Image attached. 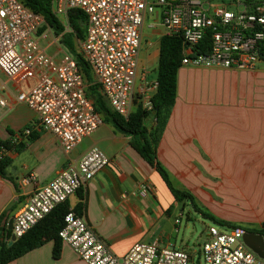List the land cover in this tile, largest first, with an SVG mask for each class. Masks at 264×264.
<instances>
[{
  "label": "built area",
  "instance_id": "obj_1",
  "mask_svg": "<svg viewBox=\"0 0 264 264\" xmlns=\"http://www.w3.org/2000/svg\"><path fill=\"white\" fill-rule=\"evenodd\" d=\"M61 20L73 10L86 16L87 33L79 51L88 61L94 81L114 112L128 119L136 97L142 28L146 15L160 12L168 35L184 40L183 66L253 71L264 62V0H50ZM234 8V9H232ZM65 26V25H64ZM46 27V28H45ZM70 31L69 25L65 26ZM45 28L42 32L41 29ZM54 35L49 45H61L42 15L20 0H0V72L17 82H32L17 95L37 115L32 127L55 135L65 152H71L93 134L103 118L87 96V82L72 54L62 51L59 58L48 53L41 41ZM206 36L212 40L208 53H195ZM158 81L140 77L138 94L143 108L152 111V96ZM0 107L12 106L0 96ZM31 127L24 133L31 134ZM18 142L17 140H14ZM0 149V159L8 156ZM98 147L91 148L78 163L69 164L53 181L38 187L15 215L12 234L19 239L31 231L60 205L87 186L109 165ZM30 175L28 182H35ZM150 185L142 187L147 194ZM181 220L176 219V224ZM243 227L221 231L209 229L202 247L204 264H264L244 241ZM87 264H192L186 250L159 243H137L124 256L116 255L86 219L73 209L65 216L59 232ZM199 260H197V263Z\"/></svg>",
  "mask_w": 264,
  "mask_h": 264
},
{
  "label": "crops",
  "instance_id": "obj_2",
  "mask_svg": "<svg viewBox=\"0 0 264 264\" xmlns=\"http://www.w3.org/2000/svg\"><path fill=\"white\" fill-rule=\"evenodd\" d=\"M165 35L159 10L146 15L139 59L148 39L144 57L150 65L159 62L160 40ZM0 74V96L12 106L9 110L0 108V127L4 124L5 129L0 138L25 144L21 152H8L12 159L8 177L0 176V241L14 242L13 234L9 239L4 237V228L10 230V222L38 187L49 184L67 165L78 163L91 148L98 147L109 158V165L67 200L70 209L76 212L84 203L78 214L118 256L137 243L167 246L162 239L176 229L181 208L157 171L131 147V137L103 121L67 153L55 135L32 127L36 113L24 104L20 109L16 102L17 95L27 91L32 82L17 83ZM139 86L137 82L135 99ZM177 94L157 147L159 162L173 173L193 158L200 161L209 156L213 165L228 170L233 157L240 156L247 169L261 172L255 180L257 187L263 185L264 62L253 71L183 66ZM247 96L248 101H244ZM30 127L31 134L26 135L24 131ZM34 133L36 137L31 138ZM30 175L35 182L27 181ZM145 185L151 186L147 194L141 190ZM53 249L54 242H47L9 264H87L64 242L59 259L53 257Z\"/></svg>",
  "mask_w": 264,
  "mask_h": 264
},
{
  "label": "trees",
  "instance_id": "obj_3",
  "mask_svg": "<svg viewBox=\"0 0 264 264\" xmlns=\"http://www.w3.org/2000/svg\"><path fill=\"white\" fill-rule=\"evenodd\" d=\"M20 1L28 9L36 14L42 15L47 26L53 30L55 35L61 36L62 45L74 56L80 71L85 77L87 82V96L94 102L96 111L102 116L103 121L111 123L121 133L131 137V147L157 171L173 195L175 201L183 202L189 200L193 208L200 212L205 218L213 220L218 224L228 226L229 228L240 227L233 226L228 222H220L211 216L209 212L203 211L197 205L195 197L190 192L182 190L174 185L171 173L157 158V147L162 139L172 108L178 96V74L183 67V49L185 46L182 36L166 34L160 40V56L156 75L158 89L151 98L153 106L152 111L145 110L142 103L140 101L137 103L135 99V108L130 117L126 119L114 112L110 107L108 101L100 91V86L94 81L88 61L78 50V42L84 40L87 33L86 16L84 13L78 10L71 11L68 15L70 31H66V27L62 21L54 14L50 0ZM45 28L41 29L40 32ZM211 45L212 40L210 36H206L204 40L195 47L193 52L206 54L210 51ZM8 132L14 135L12 130L8 129ZM34 137H36V133L31 136V138ZM24 147L25 144L22 141L19 143V141L2 140L0 138V149L4 148L8 151L13 150L21 152ZM11 164L12 159L9 156L0 159L1 177H8L7 168ZM83 208L84 203H81L79 207L76 208L77 214H81L80 210ZM69 209L70 206L68 202H65L23 237L10 244L0 241V264H9L50 241L54 242L53 257L59 259L61 257L63 245L59 232L64 225L65 216L69 212ZM246 231L264 236V222L261 228L249 229ZM11 235L12 231L4 228V237L9 239Z\"/></svg>",
  "mask_w": 264,
  "mask_h": 264
},
{
  "label": "rangeland",
  "instance_id": "obj_4",
  "mask_svg": "<svg viewBox=\"0 0 264 264\" xmlns=\"http://www.w3.org/2000/svg\"><path fill=\"white\" fill-rule=\"evenodd\" d=\"M213 1L224 2V0ZM61 21L65 26L69 25L68 18L62 17ZM53 36L49 35L47 40L41 41L42 46L49 47L54 39ZM147 40L141 50L138 74L141 77L144 72H147L148 79L152 81L157 75L158 62L152 65L147 63L144 57ZM60 44L49 47L48 53L59 58L62 56V51L68 52L62 43ZM79 47L80 41L78 50ZM140 77L138 84H140ZM225 81H227L226 78ZM246 94L249 95V90ZM248 99L247 96L244 101ZM139 101L141 102L140 98H136V102ZM22 105L19 106L20 109L24 107ZM0 108L3 110L2 107ZM3 126L0 127V136L5 134ZM241 159L240 156L233 157L229 169L225 170L219 164L214 166L209 156H202L200 161L193 158L189 163L183 164L179 170L171 173V177L176 187L190 192L195 197L197 205L220 222L242 226L246 230L257 229L264 219V184L257 187L255 177L261 172L252 171L253 168L250 169V167L247 169L248 165L240 163ZM179 205L181 216L178 218L181 223L173 232L165 234L162 243L191 253L195 259L192 264H204L202 247L206 242L209 229L216 227L221 231H228L229 227L205 218L193 208L189 200L179 202ZM197 260H199L198 263Z\"/></svg>",
  "mask_w": 264,
  "mask_h": 264
},
{
  "label": "water",
  "instance_id": "obj_5",
  "mask_svg": "<svg viewBox=\"0 0 264 264\" xmlns=\"http://www.w3.org/2000/svg\"><path fill=\"white\" fill-rule=\"evenodd\" d=\"M13 221L10 222L9 229L12 230ZM13 241H16V237L12 236ZM245 244L255 252L261 259L264 260V236L252 232H247L244 236Z\"/></svg>",
  "mask_w": 264,
  "mask_h": 264
}]
</instances>
